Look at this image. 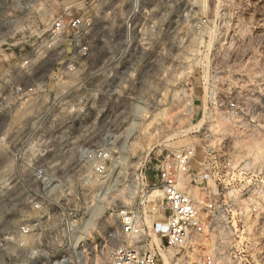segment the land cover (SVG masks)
<instances>
[{
  "label": "built area",
  "instance_id": "1",
  "mask_svg": "<svg viewBox=\"0 0 264 264\" xmlns=\"http://www.w3.org/2000/svg\"><path fill=\"white\" fill-rule=\"evenodd\" d=\"M49 1L54 0H44V5ZM91 1L92 12L82 2L56 13L47 41L69 42L81 59L90 58L91 42L86 37L104 13L98 8L101 0ZM124 1L122 44L129 51L121 56L125 67L136 64L135 50L159 45L162 31L167 36L176 29L199 35L200 56L206 63L201 73L206 94L202 124L195 129L202 139L201 156L188 145L155 158L152 182H147L138 204L120 215L121 243L93 258L88 256L90 248H81L93 220V203L80 204L71 184L63 177L53 179L45 163L11 168L19 181L9 184L8 176H1L0 190L25 191V213L6 238L17 253L13 264L22 260L24 264H264V0ZM239 45L250 49L239 52L235 49ZM231 58L244 60L245 66L217 65ZM109 74L108 69L97 72L107 79L105 93L111 88ZM46 89V81L44 89L16 86L14 104L33 110L34 128L11 151L15 159L45 158V133L59 141L65 127L86 121L85 116L71 117L72 110L86 106L65 99L70 89L57 88L62 101L55 97L35 103L38 90L45 95ZM50 109H64L67 115L57 112L49 117ZM89 148L77 145L79 153L74 154L84 167L82 178L90 181L105 172L111 151L107 146ZM54 189L59 190L57 196L51 192ZM154 191L158 193L152 198ZM70 199L73 206L67 208Z\"/></svg>",
  "mask_w": 264,
  "mask_h": 264
},
{
  "label": "rangeland",
  "instance_id": "2",
  "mask_svg": "<svg viewBox=\"0 0 264 264\" xmlns=\"http://www.w3.org/2000/svg\"><path fill=\"white\" fill-rule=\"evenodd\" d=\"M101 1L98 8L104 13L97 28L86 37L91 42V56L84 60L69 42L51 43L46 38L56 13L82 2L92 12L91 0H54L45 5L44 0H0V177L8 176L12 184L19 181V174L11 168L45 163L53 179L63 177L71 184V192L79 197L80 204L93 203L96 217L81 242L82 249L90 248V258L100 257L121 243L120 215L138 204L147 182H152L155 158L188 145H194L197 157L201 156L198 145L202 139L195 129L202 124L206 95L201 78L206 63L200 56L202 47L195 31L176 29L168 36L162 31L159 45L144 46L139 53L135 50L136 64L125 67L121 58L129 53L122 44L125 1L107 5ZM235 49L241 52L250 46ZM232 63L240 69L245 66L244 60L233 62L232 58L217 65L226 68ZM105 69L110 71L108 93L104 92L107 79L97 75ZM59 70L67 74L60 76ZM57 78L60 83H56ZM44 81L46 93L38 90L35 103L58 97L57 88L70 89L65 99L86 106L85 110H72L71 117L85 116L86 121L65 127L59 141L45 133V158L15 159L11 151L34 128L33 110L14 104L18 100L16 86L33 84L44 89ZM93 103L97 107H91ZM48 111L49 117L57 112L67 115L64 109ZM34 134L39 135L37 130ZM77 145L94 150L110 148V161L102 175H93L90 181L82 178L84 167L76 163L74 154L79 153ZM115 159L118 171L112 177L109 173ZM24 192L15 188L0 190V264L15 262L14 244L6 238L12 236L25 213ZM51 192L57 196L59 190ZM157 193L154 191L151 197ZM72 206L70 199L66 207Z\"/></svg>",
  "mask_w": 264,
  "mask_h": 264
},
{
  "label": "bare ground",
  "instance_id": "3",
  "mask_svg": "<svg viewBox=\"0 0 264 264\" xmlns=\"http://www.w3.org/2000/svg\"><path fill=\"white\" fill-rule=\"evenodd\" d=\"M201 119H202V118H201ZM199 126H200V125H199ZM147 146H148V145H147ZM149 146H150V145H149ZM144 147H145V146H144ZM150 148H151V147H150ZM113 162H114L115 164H113V168H112V170H111V172H110L111 174L109 173V176L112 175V177H114L115 175L113 176V174H117L116 171H118V170L116 169V165H117V163H118V160L115 159ZM111 180H112V179H111ZM108 181H109V180H108ZM101 208H103V207H101ZM99 210H101V209H99ZM93 212H94V211H93ZM95 213H96V212H95ZM95 213H93V217H92V218L96 217V216H94ZM97 213H98V210H97ZM97 215H98V214H97ZM92 218H91V219H92Z\"/></svg>",
  "mask_w": 264,
  "mask_h": 264
}]
</instances>
